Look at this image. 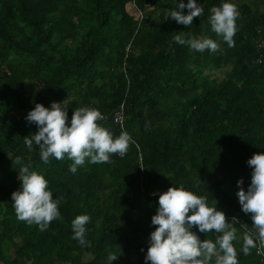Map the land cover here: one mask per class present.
Here are the masks:
<instances>
[{
    "label": "trees",
    "instance_id": "16d2710c",
    "mask_svg": "<svg viewBox=\"0 0 264 264\" xmlns=\"http://www.w3.org/2000/svg\"><path fill=\"white\" fill-rule=\"evenodd\" d=\"M180 2L0 0V264H110V253L118 257L111 264H145L159 195L181 186L238 221L239 264H264L255 248L242 251L243 225L254 229L236 195L239 180L245 191L251 184L247 161L264 154V56L258 64L254 49L264 39V10L251 12L238 0H196L204 12L186 27L169 16ZM225 2L239 12L234 47L209 23L210 9ZM181 33L213 39L219 49L179 45L173 37ZM225 67L224 77L211 78ZM53 102H64L68 126L75 109L99 110L107 119L97 123L113 138L120 132L109 116L122 105L124 132L138 150L130 145L108 163L86 160L75 173L67 157L45 164L34 142L25 145L38 132L26 116L36 104L51 110ZM17 157L59 200L60 219L45 231L16 217ZM79 215L90 217V247L72 238ZM192 231L215 242L214 232Z\"/></svg>",
    "mask_w": 264,
    "mask_h": 264
},
{
    "label": "clouds",
    "instance_id": "9594fccd",
    "mask_svg": "<svg viewBox=\"0 0 264 264\" xmlns=\"http://www.w3.org/2000/svg\"><path fill=\"white\" fill-rule=\"evenodd\" d=\"M177 8L178 10L169 13L170 19L186 27L191 26L193 19L204 12L196 0H188L187 4L181 0ZM185 8L188 10L186 15L183 12ZM210 12L212 31L221 36L229 47H234L233 37L239 17L237 6L225 2L219 7H212ZM173 39L175 43L187 45L200 53L205 50L215 53L219 49L213 39L206 37L189 36L185 39L181 33ZM101 119L103 117L99 110L80 107L74 110L68 126L64 102H53L51 110L36 104L26 120L29 124L36 125L38 132L30 138L25 137L24 142L28 148L32 147L33 142L39 147L40 158L45 164L49 163L50 157L56 160L67 157L72 160L70 171L75 173L77 167L84 165L86 160L93 164L108 163L112 155L123 157L128 151L130 135L121 132L118 137L113 138L110 131L97 123ZM13 163L22 165V158L17 157ZM247 164L253 169L251 184L245 191L243 180H239V191L236 193L241 210L250 214L251 229H254L253 232L247 225H243L245 232L242 251L245 255H249L253 248L264 250V154H254ZM19 180L21 190L13 192L11 197L17 219L30 226L37 225L40 231L47 230L51 222L60 219L59 200L53 199L44 176L35 171L30 172L27 166H21ZM158 205L156 214L151 218L152 225L156 227L150 234L145 264H212L213 258L215 264H239L233 244L237 240V228L233 222L238 221L235 218L232 223H228L222 211H218L216 206H208L206 197L197 196L183 186L170 187L160 194ZM89 220L88 215H79L72 221V238L82 247L91 246L84 238L85 225ZM194 227L203 234L214 232L215 242L208 239L201 241L192 231ZM117 259L115 254L108 255L110 264Z\"/></svg>",
    "mask_w": 264,
    "mask_h": 264
},
{
    "label": "built area",
    "instance_id": "2783aa9c",
    "mask_svg": "<svg viewBox=\"0 0 264 264\" xmlns=\"http://www.w3.org/2000/svg\"><path fill=\"white\" fill-rule=\"evenodd\" d=\"M254 49H255V52L258 54L256 62L259 64L261 62V58L264 56V39L256 41L254 43ZM102 117H103V119H101L99 121L100 122H105L107 117L104 116V115H102ZM109 118H110L112 124L118 130V132H120V134H121V132H124V128H123L124 117L122 115V105H119V107L111 113ZM130 145L134 146L135 149L138 150L137 145L135 144L134 141H132V139H131V142H130L129 146ZM115 156L117 158H123L124 157V156L121 157L118 154H115ZM257 244H258V241H257ZM255 252H256V254L258 256L259 261L264 262V252L261 249H259V247L255 248Z\"/></svg>",
    "mask_w": 264,
    "mask_h": 264
},
{
    "label": "rangeland",
    "instance_id": "374dc122",
    "mask_svg": "<svg viewBox=\"0 0 264 264\" xmlns=\"http://www.w3.org/2000/svg\"><path fill=\"white\" fill-rule=\"evenodd\" d=\"M238 2L240 3H245L249 6L251 12H261L262 10H264V0H238ZM130 6L129 5H126V10L129 14H133V10L129 9ZM161 20V15L158 14L156 15L154 18H153V21L155 22H160ZM229 68H221V69H218V70H215V71H212L210 72V76L211 78H214L216 80H219L221 79L222 77H224V74L225 72L228 70ZM228 223H231L232 221L231 220H227ZM238 239V238H237ZM237 241V240H236ZM89 258L87 256H83L82 257V260L83 262L84 261H87ZM215 260V258H213Z\"/></svg>",
    "mask_w": 264,
    "mask_h": 264
}]
</instances>
